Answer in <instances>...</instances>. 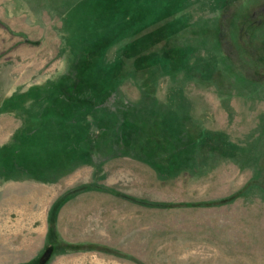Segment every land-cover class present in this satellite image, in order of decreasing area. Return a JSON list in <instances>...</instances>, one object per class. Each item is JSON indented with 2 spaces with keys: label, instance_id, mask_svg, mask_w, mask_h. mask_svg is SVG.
Returning <instances> with one entry per match:
<instances>
[{
  "label": "rangeland",
  "instance_id": "obj_1",
  "mask_svg": "<svg viewBox=\"0 0 264 264\" xmlns=\"http://www.w3.org/2000/svg\"><path fill=\"white\" fill-rule=\"evenodd\" d=\"M0 264H264V0H0Z\"/></svg>",
  "mask_w": 264,
  "mask_h": 264
}]
</instances>
